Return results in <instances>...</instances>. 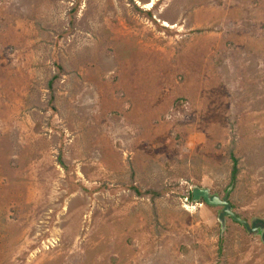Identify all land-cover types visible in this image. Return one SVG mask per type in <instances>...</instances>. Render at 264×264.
I'll return each instance as SVG.
<instances>
[{"label":"rangeland","instance_id":"1","mask_svg":"<svg viewBox=\"0 0 264 264\" xmlns=\"http://www.w3.org/2000/svg\"><path fill=\"white\" fill-rule=\"evenodd\" d=\"M11 36L0 264H264V0H0Z\"/></svg>","mask_w":264,"mask_h":264},{"label":"crops","instance_id":"2","mask_svg":"<svg viewBox=\"0 0 264 264\" xmlns=\"http://www.w3.org/2000/svg\"><path fill=\"white\" fill-rule=\"evenodd\" d=\"M21 38L23 39L24 42L21 44V47H20L21 50L19 51V53H21L22 55L28 57V55L25 53V49H24V45L26 43V36H25L24 33L22 34V37H19V40ZM5 40L11 41V40H14V38L11 36L9 38L2 39V41L0 40V43L1 42L3 43ZM0 60H2V58ZM4 72H3V69H2V67L0 65V83H1V80H2V78L4 76V74H5ZM137 84H140V83H137ZM1 85H2V83H1ZM20 98H21V96H20ZM0 101H3V102L6 103L5 105H1L0 104V122L4 123L5 121L6 122H11V121L18 120L19 119V112L16 110V107L19 106L20 100L19 99H14V98L11 99V98H8V96H7L5 98H0ZM27 128L29 129V130H26L28 132L33 130V128H31L30 126H27ZM27 128H25V129H27Z\"/></svg>","mask_w":264,"mask_h":264},{"label":"trees","instance_id":"3","mask_svg":"<svg viewBox=\"0 0 264 264\" xmlns=\"http://www.w3.org/2000/svg\"><path fill=\"white\" fill-rule=\"evenodd\" d=\"M134 3V2H133ZM136 9L138 10V12L140 13H146L148 15H152L151 11H143V9H140L137 7V5H135ZM59 78V76H56L52 79L51 81V84L52 82H54L55 80H57ZM232 159L234 161V164H233V171H232V185H235L237 183V179H238V175H239V172H240V168L238 167V159L234 156H232ZM155 192V191H154ZM158 192H156L157 194Z\"/></svg>","mask_w":264,"mask_h":264},{"label":"water","instance_id":"4","mask_svg":"<svg viewBox=\"0 0 264 264\" xmlns=\"http://www.w3.org/2000/svg\"><path fill=\"white\" fill-rule=\"evenodd\" d=\"M194 194H195V196H196L197 192L195 191ZM204 195H205L206 200H207L208 203H210V204H217V203H218V201H216L215 199L211 200V199L207 196V194H204Z\"/></svg>","mask_w":264,"mask_h":264},{"label":"bare ground","instance_id":"5","mask_svg":"<svg viewBox=\"0 0 264 264\" xmlns=\"http://www.w3.org/2000/svg\"><path fill=\"white\" fill-rule=\"evenodd\" d=\"M154 5V3H150L149 5L146 6L147 7H152ZM168 23V22H167Z\"/></svg>","mask_w":264,"mask_h":264}]
</instances>
